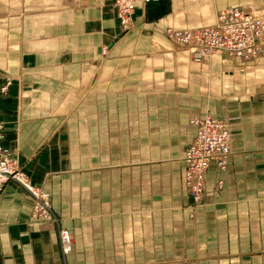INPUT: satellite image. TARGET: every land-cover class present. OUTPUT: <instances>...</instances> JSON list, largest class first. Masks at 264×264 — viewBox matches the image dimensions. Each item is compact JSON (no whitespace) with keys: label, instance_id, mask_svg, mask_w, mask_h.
<instances>
[{"label":"crops","instance_id":"crops-1","mask_svg":"<svg viewBox=\"0 0 264 264\" xmlns=\"http://www.w3.org/2000/svg\"><path fill=\"white\" fill-rule=\"evenodd\" d=\"M83 1L84 12L60 13L54 28L41 17L52 0H0L12 9L0 14V70L18 72L0 74L3 145L51 194L57 219L32 220L29 195L6 184L0 264H264V92L230 88L227 55L197 66L164 35L213 25L236 0H141L123 42L111 1ZM26 5L45 12L22 20L14 11ZM229 59L237 76L254 70L264 84V58ZM233 90L234 101L222 98ZM204 113L230 120L232 158L226 172L210 168L195 206L182 158L196 134L190 122ZM60 228L74 238L67 256Z\"/></svg>","mask_w":264,"mask_h":264},{"label":"built area","instance_id":"built-area-1","mask_svg":"<svg viewBox=\"0 0 264 264\" xmlns=\"http://www.w3.org/2000/svg\"><path fill=\"white\" fill-rule=\"evenodd\" d=\"M141 0H111L116 10L121 30L130 32L134 26L133 16ZM167 38L185 51L193 63L201 64L216 54H225L231 59L248 64L264 58V18L256 17L248 8H228L218 12L214 24L196 30L168 29ZM195 138L187 146L182 162L184 188L195 204L202 202L206 192L207 177L214 166L226 172L232 158L231 122L211 115L192 118ZM4 132L0 126V194L9 182L19 185L32 200V220L57 224L53 214L52 197L49 192L36 187L22 171L3 145ZM224 181L217 182V190ZM62 254L73 251L74 238L67 229H59Z\"/></svg>","mask_w":264,"mask_h":264},{"label":"rangeland","instance_id":"rangeland-1","mask_svg":"<svg viewBox=\"0 0 264 264\" xmlns=\"http://www.w3.org/2000/svg\"><path fill=\"white\" fill-rule=\"evenodd\" d=\"M110 1H109V3H110ZM228 6L233 7V8H248L250 11H252L255 14L256 17H262V18H264V0H236V2H233L230 5H226V6L219 7L218 10H217V12H216V15H215V20H216V16L218 14V11L219 10L221 11V9H223L225 7H228ZM110 7L113 10V14H114V18H115V20H114V22L116 23V29L115 30H117L118 41L119 42L120 41L123 42L125 40V38H126V35H128L130 32H132L133 30H135L136 24H134V26L130 30V32H128V33L123 32L121 30L120 26H119L118 21H116L117 15L115 16V13L116 12H114V9L115 8L113 7V4L112 3H110ZM207 7L208 6L205 4V5L199 6V9H198V7H193V9H195V10L197 9V10L203 11V10H206ZM86 8H88V6L86 5V2H84L83 0H52V2L49 5V8H48L49 10L46 13H44V15L41 16V17H42V20H43L45 18V16H46L47 17V19H46L47 20V24H53V27L56 28L57 27V25H56V19L59 17V14L60 13H63L64 14L66 12H71V13H73V15L74 14H81L82 12H84V9H86ZM9 11L10 10H9V8H7V6L5 8H3V9H2V7H0V14L3 13V12H4V14H8ZM11 11H12V9H11ZM29 11H32V12H35V13H40L41 11L42 12H45L43 10H39L38 7L35 8V10H34V8H32V10H30L28 5L21 7L20 10H19V12H18V10L17 11L15 10L14 12L15 13H18L19 15L18 14L17 15L19 17H21L22 20H23V18H25V16H26L25 14H28ZM25 20H26V18H25ZM42 20L38 21V24L41 25ZM23 22H24L25 25L27 24V21H23ZM43 23H44V20H43ZM16 25H20V24H16ZM195 26H197V27H194V28H184L183 27L182 30H196V29H199V28H207V27H210L212 25H201L200 24V26L199 25H195ZM20 28H22V27H20ZM168 29H177V28H175V27H173V28L172 27L171 28H167L165 30V32H164V35H165L166 38H167L166 32H167ZM57 37L59 38L60 35H57ZM52 39L54 40L56 38L53 37ZM100 49H101V52H100L101 53L100 54V60H106V58L108 57V52H109L107 50L108 47L102 44L100 46ZM174 49L175 50L177 49L178 51H183V50L179 49L178 47H175ZM178 51H175V53L176 54H179ZM219 55L225 57L222 54H219ZM223 60H224L225 68H227L226 70H228V73L229 72H232V71H234V73H235V75L231 74V77H228V84L230 85L229 86L230 88H233L235 86L236 88H239V91H241V93H247V94L248 93H253V92H259V91L264 92V84H260L259 83L260 82L259 81V78H258V75L259 74L258 75L255 74L254 70H250V71L242 74L241 76H237V73L238 72L240 73L242 71H239V70H236L235 68H233V63H234L233 60H230L229 58L228 59L227 58H223ZM205 63L206 62H203V64H205ZM195 65L202 66L201 64H195ZM255 65H257V63H255L253 65V67H255ZM166 71L167 72H170L167 69H166ZM14 73L18 74V72L14 71V70H12V71L11 70H6V69H4V71L0 70V74H3L4 76H8L9 74L11 76H13V75H15ZM243 75H244V77H243ZM218 81H219V78L216 77V74L214 73L213 83L215 84ZM254 81H257L256 82V86H255L256 87L255 89H254ZM230 93H231L230 95L223 96L222 98L224 100H226V101L227 100L234 101L233 99H231V98H233L231 96H234L235 97L236 96V91L233 90V91H230ZM200 95H205L206 97H208L211 100H215L218 97H221L222 96L221 93H219V94H213V96H212V94L206 93V92L200 93ZM204 114L209 115L208 113H204ZM215 190H217V187H215ZM204 197H205V194H204ZM204 197H203V200H204ZM189 198L192 199L190 196H189ZM203 200H202V202H203ZM192 203L195 206H198V205L201 204V203L195 204L193 200H192ZM52 208H53V206H52ZM53 214H55L54 213V210H53ZM60 229H62V228H60ZM73 247H74V244H73Z\"/></svg>","mask_w":264,"mask_h":264}]
</instances>
